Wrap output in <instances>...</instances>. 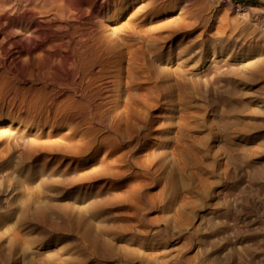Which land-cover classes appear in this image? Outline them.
<instances>
[{
	"label": "rangeland",
	"instance_id": "obj_1",
	"mask_svg": "<svg viewBox=\"0 0 264 264\" xmlns=\"http://www.w3.org/2000/svg\"><path fill=\"white\" fill-rule=\"evenodd\" d=\"M146 2L137 36L122 33L145 51L126 76L136 98L148 92L141 137L48 117L35 99L50 88L20 66L0 71V264H144L148 248L175 254L185 239L162 231L189 229L211 202L222 180L218 136L238 122L264 150V0ZM7 102L14 113L2 110Z\"/></svg>",
	"mask_w": 264,
	"mask_h": 264
},
{
	"label": "bare ground",
	"instance_id": "obj_2",
	"mask_svg": "<svg viewBox=\"0 0 264 264\" xmlns=\"http://www.w3.org/2000/svg\"><path fill=\"white\" fill-rule=\"evenodd\" d=\"M148 2L0 0V71L4 72V68L10 72L15 66H20L30 73V77L37 76L45 87L50 88V95L34 97H37L36 104L45 108L48 117L53 114V118H57L60 115L70 124L81 120L91 125H105L125 138L128 137L125 131L132 130L128 132L129 136L132 133L133 138L141 137L140 132L148 124V92L139 90L136 98L128 88L126 76L134 72L135 63L145 60V51L143 53L138 46L133 48L132 42L130 47L122 33L136 35V26L147 20ZM139 15L140 24L135 25L134 20ZM129 33H124L128 40L132 39H129ZM141 69L145 75V63ZM208 69L215 70L214 62H210ZM1 75L4 77L5 72ZM179 80L176 78L178 84ZM2 88L5 89L4 86ZM9 105H1L2 110L13 112V106ZM243 107L233 111L241 114L246 111L242 110ZM9 122L8 126L12 127L15 121ZM232 125L230 131L222 137L218 136L220 145L217 144V147L222 149V162L217 167L222 169V180L219 185L214 180L211 202L199 208L195 221L188 223L189 229L179 228L177 232H171L170 225V229L166 227L162 231L168 239L184 238L186 243L182 242L185 245L175 254L172 250L162 254L148 248L143 255L144 264H153L157 258H161V261L158 260L160 264H264V150L258 141L242 135L238 122ZM89 145H82L79 152L83 154Z\"/></svg>",
	"mask_w": 264,
	"mask_h": 264
}]
</instances>
